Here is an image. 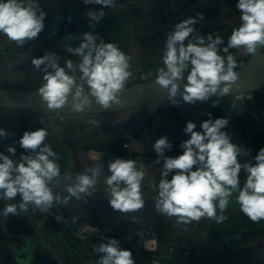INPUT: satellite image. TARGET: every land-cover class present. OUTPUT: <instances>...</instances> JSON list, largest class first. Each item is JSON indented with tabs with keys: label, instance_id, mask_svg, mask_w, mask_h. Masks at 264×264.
<instances>
[{
	"label": "clouds",
	"instance_id": "1",
	"mask_svg": "<svg viewBox=\"0 0 264 264\" xmlns=\"http://www.w3.org/2000/svg\"><path fill=\"white\" fill-rule=\"evenodd\" d=\"M83 3L98 4L103 9L113 6L114 0H83ZM235 7L241 13V23L232 30L226 45L220 36L214 38L211 33L205 36L197 32L195 25L204 19L202 13L173 26L164 42L163 66L157 69L155 76V84L167 91L173 106H180V100L176 99L178 92L182 101L191 105L206 102L213 95H227L239 79L235 71L238 65L230 49H242L248 55H255L258 47L264 50V0H237ZM102 9L85 13L94 22L91 27L95 28L105 16ZM45 17L36 0H0V34L18 46L39 38L45 27ZM82 35L79 46L65 47L67 52L80 57L78 64L68 59L61 67L47 52L32 60L37 70L44 65V83L38 94L50 110L66 106L69 96L75 111H83L91 105L89 96L104 109L121 103L118 94L132 75L131 57L114 43H106L103 39L98 42V36L92 32ZM217 104L213 101L212 106ZM232 107H236L235 103ZM208 115L209 119L200 123L199 131L194 121L186 122L182 131L188 138L180 143V154H165L173 148L166 135L153 143L152 150L157 154L153 163L161 164L162 161L159 183L151 184L157 191L156 210L176 217L178 224L204 217L220 223L226 219L223 212L230 198L238 193L235 200L240 211L252 222L264 220V147L254 157V164L251 161L241 163L238 158L248 156L249 152L233 143L225 131L230 121L225 117L213 120L211 113ZM7 136L6 130L0 128V138ZM47 136L48 131L43 127L24 131L19 145L29 154H21L18 160L12 158L16 155L15 146H8V155L0 152V199L11 201L19 196L20 200L19 205L6 204L4 216L19 214L18 209L27 212L29 205L46 212L54 202L67 204L72 197L80 199L81 194L93 195L90 189L97 183L99 167L77 174L64 189L67 196L62 198L54 194L51 184L54 179L59 184L60 167L56 153L45 143ZM242 170L247 175L241 187ZM108 171L110 175L104 183L110 206L122 213L141 210L145 204L141 191L146 175L143 166L138 169L135 160L116 158L109 162ZM132 222L138 221L133 217ZM94 251L99 254L97 264H136L132 251L121 248L115 238L100 243Z\"/></svg>",
	"mask_w": 264,
	"mask_h": 264
},
{
	"label": "crops",
	"instance_id": "2",
	"mask_svg": "<svg viewBox=\"0 0 264 264\" xmlns=\"http://www.w3.org/2000/svg\"><path fill=\"white\" fill-rule=\"evenodd\" d=\"M36 3L39 7L42 5L45 8L49 7L44 12L46 20H62L64 23L73 20L72 26L67 29L64 27L63 32L75 29L79 25V20H89L86 12L102 9L98 4L84 5L83 0H36ZM118 5L120 6V3L114 1L113 6L104 7L102 10L108 15H117L118 20H125L124 36L137 31L141 20L153 13L148 11L143 13L138 6ZM133 18L139 21L133 24L129 21ZM166 18L170 19L172 24L178 20L172 14ZM230 54L235 60L247 56L242 49L238 51L230 49ZM64 58L65 64L68 59ZM153 75L151 71L144 70L140 72L138 79L149 80ZM217 103L215 107L212 106L213 101H210V104H199L188 109L184 108L185 104L176 107L170 100H161L143 105L142 111L131 108L110 114L47 116L29 112L12 114L11 128L0 124L8 133L7 138H0V152L8 155V146H15L16 155L12 158L18 160L21 154H29L19 145L23 132L46 128L48 136L45 143L56 153L60 167L59 184L54 179L51 186L54 194H59L62 198L68 195L64 189L75 180L77 174L83 173L86 169L99 167L101 171L97 183L90 189L93 195L81 194L80 199L72 197L67 204L55 202L53 204L67 213L80 214L88 221L99 223L108 238L117 239L121 248L132 251L136 264H196L191 256L208 244H214L220 251L210 257L209 264H264V220L252 222L240 211V206L235 200L238 193L230 198L229 205L223 212L226 219L220 223L204 217L199 221L178 224L176 217L163 215L155 208L157 191L151 184L159 183L162 161L161 164L153 163L157 159V154L152 150V145L160 136L166 135L173 148L165 154L175 156L182 152L180 143L188 137L179 124L173 130L167 128L165 130V125L174 127V124L161 116L158 118L157 114L150 113L151 107L158 105L157 108L163 109L169 105L177 118L181 110L189 113L187 118L197 124V131L200 130V123L209 119L208 113H211L213 120L225 117L230 121L225 131L231 136L232 142L236 145L249 144L251 142L249 127L251 123H255L252 114L261 109L256 106L254 97L244 95L242 99L232 98ZM233 103L237 107L235 111L230 109ZM78 118L87 122L71 123L72 119ZM78 124L80 125L77 127ZM258 127L261 128L260 125ZM114 142H118L122 148L127 144L124 149L129 154L122 157L126 160H135L137 168L143 166L146 172L141 186L145 204L139 211L122 213L114 210L109 204L110 196L104 181L110 175L108 164L114 160L112 154H116L112 148ZM132 152H138L140 155L132 156ZM238 159L241 163L248 162L241 157ZM246 175L242 170L241 187ZM9 203L19 205V196L11 201L0 199V264H97L99 254L94 248L105 242L76 240L58 224V228L55 229L48 216L32 214L29 210L20 212L18 209L19 214H10L6 217L2 214L3 208ZM219 214L218 210L217 215ZM133 217L138 222L133 223ZM153 223L158 224L159 239L147 240L152 242V247H148L141 234ZM170 246L180 249L183 254L175 257L168 251Z\"/></svg>",
	"mask_w": 264,
	"mask_h": 264
},
{
	"label": "rangeland",
	"instance_id": "3",
	"mask_svg": "<svg viewBox=\"0 0 264 264\" xmlns=\"http://www.w3.org/2000/svg\"><path fill=\"white\" fill-rule=\"evenodd\" d=\"M228 1L231 0H120L119 7L138 6L143 13L146 11L149 13L153 12L149 17H144V20H141L137 31H134V33L131 32L126 36L123 35L125 33V20H118L117 15H108L106 13L105 15L108 16L103 17L96 24L95 28L90 26L94 22L90 20H79V25L75 29H70L67 32H63L64 23L56 26L57 20H48V23L46 22L47 20H44L45 27L40 33L39 38L28 41L23 46H18L16 42L0 34V87L39 90L44 83V65H41V69L37 70L32 64V60L44 56L47 52L54 56L61 67L65 66L64 57L78 64L80 57L67 52L65 47L66 45L72 47L79 46L83 38L82 34L85 32H92L94 35H97L98 42L99 39H103L106 43L111 42L116 44L122 52L131 57L129 63L131 65L130 71L132 75L125 84V87H128L139 81L138 77L140 76V72L144 70L151 71L154 74L153 76H156L157 69L163 66L162 53L165 40L173 31V26L187 17H195L198 13H202L204 19L195 25L197 32L205 36L211 33L214 38L215 36H220L225 40L226 45L232 30L239 27L241 23V13L235 7L237 2L229 4ZM157 11L159 13H156ZM171 14L178 19L174 24L171 23L170 19L166 18ZM136 20V18H133V20L129 21L135 24ZM31 45L34 47L31 50L18 53ZM234 50L238 51L239 49ZM66 71L68 70L66 69ZM186 75L187 73H185ZM77 76H79L78 72ZM217 102L223 101L218 98ZM142 106L134 108L135 110L142 111L144 110ZM157 106L153 105L149 112L157 114L158 118L161 116L174 124V127L172 124L171 127L165 125V130L166 128L167 130H173L178 124L182 128L185 127L189 113L184 112L186 117L185 115L178 114L179 118H177L169 105H166L163 109L157 108ZM11 110L0 108L1 125L4 124L11 128L10 121H12V114L24 113V111ZM37 115L47 116L42 114ZM78 121L80 124L87 122L85 119L78 118L72 119L71 123L74 124Z\"/></svg>",
	"mask_w": 264,
	"mask_h": 264
},
{
	"label": "water",
	"instance_id": "4",
	"mask_svg": "<svg viewBox=\"0 0 264 264\" xmlns=\"http://www.w3.org/2000/svg\"><path fill=\"white\" fill-rule=\"evenodd\" d=\"M239 79L236 85L232 86L227 95H213L209 100L215 101L218 98L232 97L238 98L239 95L252 94L254 91L264 87V50L257 49L255 55H251L247 62L235 70ZM186 83V80L184 81ZM223 87V85H221ZM183 91L181 84L180 92ZM121 103L113 104L110 108L104 109L96 103L95 98L89 96L91 105L85 107L83 111H75L72 107V97L69 96V102L60 109L50 110L45 102L42 101L38 90L16 87H0V108L24 111L42 115H70V114H110L121 112L145 104L169 100L166 90L155 84V79L142 80L133 85L125 87L122 93L118 94ZM176 99L180 100V106L185 103L178 92ZM114 152L119 156H127L129 152L122 148L118 142L112 144ZM140 153L132 152V156H139ZM154 154H144L151 156ZM52 226L58 228L53 216H48Z\"/></svg>",
	"mask_w": 264,
	"mask_h": 264
},
{
	"label": "built area",
	"instance_id": "5",
	"mask_svg": "<svg viewBox=\"0 0 264 264\" xmlns=\"http://www.w3.org/2000/svg\"><path fill=\"white\" fill-rule=\"evenodd\" d=\"M247 96L252 97L253 94H244ZM244 95H239L238 99H242ZM211 100H208L206 102H197L195 105L186 104L184 108H192L194 106L202 104H210ZM183 108V109H184ZM182 115H184V111L182 110ZM252 118L254 119L255 123L258 125H261L264 123V107L261 108L258 112H254L252 114ZM1 128V126H0ZM237 146L241 147L244 151L249 152L248 156H240L242 160L244 161H254V157L258 153L259 149L264 146H258V145H252V144H238ZM124 148L127 147V144L123 145ZM112 158H120L124 159V157L112 154ZM28 210L32 214H42L45 216H53L55 219V222L62 228H64L69 235L80 241H91V242H107L108 235L106 234L104 228L96 222L88 221L84 219L80 214L76 213H67L63 211L61 208H57L52 205L51 209L46 212H41L39 209H36L34 206L29 205ZM143 239L147 240H154L156 241L159 237V231H158V224L153 223L151 224L142 234ZM168 251L173 253L175 257H179L183 254V252L173 246H170L168 248Z\"/></svg>",
	"mask_w": 264,
	"mask_h": 264
},
{
	"label": "trees",
	"instance_id": "6",
	"mask_svg": "<svg viewBox=\"0 0 264 264\" xmlns=\"http://www.w3.org/2000/svg\"><path fill=\"white\" fill-rule=\"evenodd\" d=\"M229 4H232V2H237V0H231L228 1ZM49 7L45 8L44 5H42L40 7V10H42L43 12H45L46 10H48ZM34 48L32 45L31 46H27L24 50L19 51L18 53H23L25 51H28L30 49ZM251 55H247L244 59H240V60H236L237 62V69H239L240 67H242L247 60L250 58ZM155 79V76H153L150 80ZM140 82L142 80L138 79ZM253 97H254V101L257 107L259 108H263L264 107V87L254 91L253 93ZM222 99V101H227L228 99H232V97H225V98H219ZM215 101H218V99H216ZM233 104L230 105V109L231 110H236L237 107H232ZM259 125L256 123H251L250 127L251 128V142L249 144L252 145H258V146H264V123L263 125L261 124V128L259 129L258 127ZM1 142V141H0ZM159 239V238H158ZM220 253L219 249L215 248L214 244H208L207 246H205L204 248H202L199 252H196L193 256H191V258L194 259V263L196 264H209V259L210 257H212L213 255H216Z\"/></svg>",
	"mask_w": 264,
	"mask_h": 264
},
{
	"label": "flooded vegetation",
	"instance_id": "7",
	"mask_svg": "<svg viewBox=\"0 0 264 264\" xmlns=\"http://www.w3.org/2000/svg\"><path fill=\"white\" fill-rule=\"evenodd\" d=\"M115 2H120V0H114ZM45 20H46V18H45ZM51 21V20H50ZM49 21V22H50ZM69 21V22H68ZM68 21H66V22H68V23H64V21H62V20H58L57 21V24H56V26L58 25V26H60V24L61 23H64V27H65V29H67V28H69L70 26H72V24H73V20H68ZM137 21H139V20H136V22ZM47 23H48V20L46 21ZM44 24H45V22H44ZM136 24V23H135ZM150 80V79H149Z\"/></svg>",
	"mask_w": 264,
	"mask_h": 264
},
{
	"label": "bare ground",
	"instance_id": "8",
	"mask_svg": "<svg viewBox=\"0 0 264 264\" xmlns=\"http://www.w3.org/2000/svg\"><path fill=\"white\" fill-rule=\"evenodd\" d=\"M148 247H152V242H147Z\"/></svg>",
	"mask_w": 264,
	"mask_h": 264
}]
</instances>
